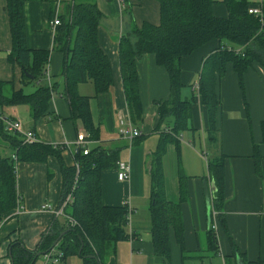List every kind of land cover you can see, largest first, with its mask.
<instances>
[{
	"label": "crops",
	"instance_id": "crops-1",
	"mask_svg": "<svg viewBox=\"0 0 264 264\" xmlns=\"http://www.w3.org/2000/svg\"><path fill=\"white\" fill-rule=\"evenodd\" d=\"M70 1L61 0L59 16L64 3ZM83 1L95 3L100 11L97 41L108 57L112 75L107 92L96 94L90 82L77 85L78 94L89 99V124L71 116L63 96L64 55L54 47L56 28L52 26L55 0H25L23 7L26 45L48 51L49 81L46 77L26 80L19 65L8 60L12 48L10 25L6 0H0L1 94L8 98L16 91L31 94L39 86L54 85L47 109L37 119L26 103L0 101V111L19 119L24 129L35 133L37 142L56 149L63 145L59 155L66 166H73L76 161L74 142L80 132L90 138L89 150L115 152L112 166L99 173L100 200L108 207L129 203L136 238L113 243L104 264H236L232 246L246 262L264 264V66L253 61L240 78L232 62H226L221 75H216L217 104L210 112L201 100L198 85L205 59L224 48L223 42L213 39L183 56L179 105L188 101L189 106L185 121L180 124V116L172 114L167 70L157 64L154 54H143L135 63L139 99L136 110L126 100L118 46L121 36L134 27L145 22L159 24V3ZM214 1L213 14L227 17L228 9L222 0ZM243 1L250 7H262L264 14V0ZM120 118L140 129L141 136L133 140L121 136ZM4 148L9 149L8 156L14 152L10 140L0 134V158L8 157L1 154ZM207 160L216 166L222 182L216 243L209 233L204 195V182L210 183ZM120 162L130 166L126 180L117 178ZM157 171L162 175V197L177 206L180 218V237L175 226L167 229V256L156 253L151 233L150 187ZM15 189V206L0 210V264H13L12 252L16 254L19 246L34 250L44 231L65 227L62 216L42 208L44 204L56 208L61 201L63 180L58 158L47 155L41 161L20 160ZM44 262L42 255L35 264ZM55 264H83V259L72 254Z\"/></svg>",
	"mask_w": 264,
	"mask_h": 264
},
{
	"label": "trees",
	"instance_id": "trees-1",
	"mask_svg": "<svg viewBox=\"0 0 264 264\" xmlns=\"http://www.w3.org/2000/svg\"><path fill=\"white\" fill-rule=\"evenodd\" d=\"M24 2L25 0H6L12 42L8 60L19 65L26 80L37 81L45 77L49 53L47 50L30 49L26 45ZM157 2L160 7L159 24L145 22L120 38L118 46L120 72L130 107L136 110L139 108L135 63L143 54H154L157 64L167 70L173 105L172 114L174 116L176 114L177 118L180 116L177 120L180 124L185 121L189 106L188 101L180 102L179 105L180 61L183 56L189 55L213 39L223 42L224 48L213 52L205 59L198 85L201 100L210 112L217 104L214 92L216 75L218 77L221 75L226 62H232L240 78L253 61L264 66V24L262 25L256 16L248 12L250 6L246 1L222 0L228 9L227 17L223 18L213 14L214 0H157ZM100 16L95 3L71 0L65 5L64 14L59 16L60 24L55 27L54 47L64 55L61 71L65 80L63 96L69 103L71 116L80 119L84 125L90 121L89 99L78 94L77 85L90 82L95 93L99 94L107 92L112 84L108 57L97 41ZM53 91L54 85L39 86L31 94H24L20 90L8 98L0 92V101L3 104H29L33 118L37 119L44 115ZM262 131L264 144V122ZM0 134L10 140L18 162L41 161L47 155L59 159L63 180L61 201L71 190L75 178L77 179L73 201L65 208V213L77 224L71 226L63 217L62 223L65 226L63 230L50 228L44 231L34 250L19 246L16 254L12 252L13 264H35L40 256L51 251H60V260L67 255L78 254L83 259V264H104V260L113 250V243L129 239L126 207L104 206L100 200L99 173L103 168L112 166L115 152L95 149L83 155L77 151L74 155L79 166L76 177L75 166H66L61 160L59 153L60 149L64 148L63 145L56 149L39 142L22 143L18 135L5 132L1 122ZM207 166L212 182L210 206L218 216L222 205V182L215 171L216 166L211 165L209 160ZM153 176L150 187L152 241L156 253L167 256V229L170 225L175 226L176 235L180 237V218L177 206L162 197L161 173L157 171ZM15 181L11 155L0 158V210L15 206ZM209 233L212 241L216 243L211 228ZM132 238H136L134 233ZM232 252L239 255L245 264H255L246 262L235 246H232Z\"/></svg>",
	"mask_w": 264,
	"mask_h": 264
},
{
	"label": "built area",
	"instance_id": "built-area-1",
	"mask_svg": "<svg viewBox=\"0 0 264 264\" xmlns=\"http://www.w3.org/2000/svg\"><path fill=\"white\" fill-rule=\"evenodd\" d=\"M120 1H122V0H120ZM60 4H61V0H55V7H54L55 16H54V19L52 21L53 27H56L57 25L60 24V18H59ZM248 12L253 14L254 16H256L261 21L262 25L264 24V14H263L262 7H260V6L250 7L248 9ZM45 77L49 81L50 76H49L48 65H47V68L45 69ZM0 122L3 124V129L5 132L11 133L14 135H18L19 138L22 139V143L37 142L38 139L36 138L35 133L32 130L24 129L22 126V123L19 119H16V118L11 117V116L3 115L0 112ZM120 124H121V129H120L121 136L129 138L130 140H133L134 138L141 136V130L134 127L128 120H124L123 118H120ZM90 142H91V140L86 133H84V132L78 133L76 136V140L74 142L75 153H77V151H78V152H81L83 155H86L89 152L88 144ZM11 158L13 161V170H14V173L16 176L17 171H18V160H17V156H16L15 152H13L11 154ZM74 166L76 168V177H77L79 166H78V163L76 161H74ZM117 168H118L117 169V178L119 180H126L129 178L130 166L128 163L120 162L118 164ZM76 181H77V179L75 178L71 190L69 192H67V194L64 196V198L62 199V201L60 202V204L56 208H51L48 204L42 205L43 209L50 210L55 216L64 217L71 226L76 225L77 222L72 217H70L69 215H67L65 213V208L69 204H71L73 201V190L75 188ZM123 205L127 209V215H126L127 233L129 235V240H132L133 239L132 238L133 230L131 227L132 209L130 208V205L127 201L124 202ZM211 211H212L211 212L212 220L210 222V228L213 230V232L215 234L216 233L217 212L213 211L212 209H211ZM51 253H52V251L49 253L43 254V258L45 260L44 264H47L49 262H52L53 264H55V263L59 262L60 257H61L60 251H55L54 255H52Z\"/></svg>",
	"mask_w": 264,
	"mask_h": 264
},
{
	"label": "water",
	"instance_id": "water-1",
	"mask_svg": "<svg viewBox=\"0 0 264 264\" xmlns=\"http://www.w3.org/2000/svg\"><path fill=\"white\" fill-rule=\"evenodd\" d=\"M210 185V187H209ZM212 189V182L208 184L207 181L204 182V195H205V201H206V210H207V216H208V222L210 223L211 218H210V211H211V206H210V190ZM39 254H37L38 256ZM235 263L236 264H245L242 260V258L239 255L235 256Z\"/></svg>",
	"mask_w": 264,
	"mask_h": 264
},
{
	"label": "rangeland",
	"instance_id": "rangeland-1",
	"mask_svg": "<svg viewBox=\"0 0 264 264\" xmlns=\"http://www.w3.org/2000/svg\"><path fill=\"white\" fill-rule=\"evenodd\" d=\"M64 6H65V3H64ZM62 15L64 14V9H63V11H62V13H61ZM66 20H67V18H66ZM11 150V149H10ZM9 149L8 148H4L3 150H1V154H3V156H8V154H9ZM207 157V156H206ZM205 157V158H206ZM206 164V163H205Z\"/></svg>",
	"mask_w": 264,
	"mask_h": 264
}]
</instances>
